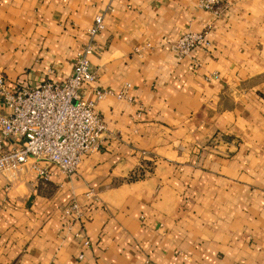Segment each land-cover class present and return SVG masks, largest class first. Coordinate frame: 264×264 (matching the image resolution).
Listing matches in <instances>:
<instances>
[{
	"label": "crops",
	"instance_id": "obj_1",
	"mask_svg": "<svg viewBox=\"0 0 264 264\" xmlns=\"http://www.w3.org/2000/svg\"><path fill=\"white\" fill-rule=\"evenodd\" d=\"M223 2L0 0V73L21 88L64 81L102 14L80 93L104 124L68 175L0 173V264H264V0Z\"/></svg>",
	"mask_w": 264,
	"mask_h": 264
},
{
	"label": "built area",
	"instance_id": "obj_2",
	"mask_svg": "<svg viewBox=\"0 0 264 264\" xmlns=\"http://www.w3.org/2000/svg\"><path fill=\"white\" fill-rule=\"evenodd\" d=\"M197 7L218 17L224 2L197 0ZM102 27V14L94 15L86 32L88 40L76 51L71 73L62 82L21 88L9 85L0 73V173L11 178L30 166L39 177H46L48 171L40 163H50L68 175L83 155L97 149L104 124L94 100L84 99L80 91L83 84L96 79L88 55L95 49L92 37ZM170 44L183 57L196 46L207 47L209 42L202 30L186 31ZM93 93L99 99L111 91L95 89ZM78 213L77 204L71 203L61 215L72 217ZM83 244L86 246L88 241L83 240Z\"/></svg>",
	"mask_w": 264,
	"mask_h": 264
}]
</instances>
